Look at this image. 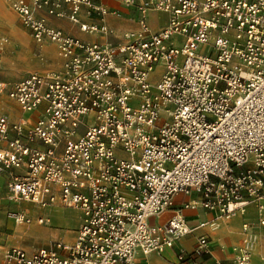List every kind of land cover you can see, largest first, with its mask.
I'll return each mask as SVG.
<instances>
[{
  "label": "built area",
  "instance_id": "2783aa9c",
  "mask_svg": "<svg viewBox=\"0 0 264 264\" xmlns=\"http://www.w3.org/2000/svg\"><path fill=\"white\" fill-rule=\"evenodd\" d=\"M13 2L63 63L0 79V94L19 111L14 119L0 111V176L37 213L9 217L46 225L40 211L61 207L77 211L80 224L70 243L0 248L2 264H136L138 253H162L191 232L185 209L217 211L199 224L213 229L220 218L264 210V0H142L140 31L119 45L85 42L38 15L60 16L64 4L74 23L83 5L105 14L91 0ZM149 10L170 15L168 25L153 31ZM193 194L166 224L151 223ZM242 230L253 239V224ZM249 240L234 249L236 264H252L258 243ZM209 247L201 236L177 264H200Z\"/></svg>",
  "mask_w": 264,
  "mask_h": 264
},
{
  "label": "crops",
  "instance_id": "0c3cea01",
  "mask_svg": "<svg viewBox=\"0 0 264 264\" xmlns=\"http://www.w3.org/2000/svg\"><path fill=\"white\" fill-rule=\"evenodd\" d=\"M91 1L94 5L101 7L105 11V14H101L91 9L87 5H83L81 6L79 14L80 23L96 25L100 28L103 27L105 28L104 31L99 30L96 32H90L82 30L80 28V23H74L72 20H70V6L67 4L63 5L62 14L60 16L49 14L46 11H40L38 15L44 17L46 23L49 26L62 29L66 34L89 43L112 45L125 44L130 42L132 40V37L140 31V26L138 23L139 10L136 6L140 5L142 0H131L134 6L128 5L125 0ZM154 1L156 0H152V2ZM169 20L170 15L166 13H157L151 10H149L148 12V23L151 29L155 32L165 28L168 25ZM53 46L54 43L49 41V49L46 50V54L51 55L54 49ZM62 63L63 61L60 55H58V67L57 69H55V71L61 69ZM30 73H28L26 76H28ZM8 103L13 105V107L18 111V106H16L14 102L9 99ZM195 199H197L196 194H193L191 196H177L175 208L164 213L160 217L152 218L150 220L151 223L159 226L166 224L176 208H180L184 204H187ZM28 208L23 209V212H26H24L25 214H30L26 211ZM214 212L217 211H208L203 209L201 206L197 207L196 209H185L184 216L186 218L188 227L191 229V232L185 236L178 238L172 246L165 248L162 253H151L149 255L138 253L136 257V264H177L178 253L181 251H194L201 236H207L209 238L210 247L208 253H203L197 256V261L200 264H236L234 250L235 245H237L240 240H242V238L244 240L246 236L239 227V223L242 217L239 215L232 218L231 220L220 221V226L217 229H213L209 226L200 228L199 224L203 220H212L218 216L215 215L216 213ZM246 215L251 218L253 217V215L258 216L255 208L254 210L252 208H249ZM164 216H168V218H164ZM50 222L51 219L49 217L48 224H51ZM79 224L80 220L78 219L74 229L78 228ZM36 227H39L40 232L43 233L49 230L48 227L50 226L45 227L44 225ZM258 228L259 230L257 228L256 230L259 231L262 236H264V228ZM53 235H56L58 239L62 240L60 234ZM70 235L71 234L69 233L66 240L70 239ZM74 238L75 235L73 233L70 241L72 242ZM66 240L62 241L70 243ZM173 258H175V262L173 261ZM252 264H264V239L254 248L252 254Z\"/></svg>",
  "mask_w": 264,
  "mask_h": 264
},
{
  "label": "rangeland",
  "instance_id": "374dc122",
  "mask_svg": "<svg viewBox=\"0 0 264 264\" xmlns=\"http://www.w3.org/2000/svg\"><path fill=\"white\" fill-rule=\"evenodd\" d=\"M32 4V0H27ZM51 42V41H50ZM49 41L39 43L32 35L29 27L23 24L20 14L14 6L13 0H0V79L9 83H15L23 79L30 72L38 73H51L57 69V59L59 51L54 44V49L51 55L46 54ZM9 98L6 94H0V111L8 113L13 119L18 116V111L13 105L8 103ZM5 110V111H4ZM0 248L5 251L12 247H20L29 252L35 251L40 248L49 247L52 242L60 240L53 234H60L62 240H66L70 233V239L66 240L71 242V236L75 235V224L79 219V213L73 209L53 207L47 210H42L40 213L46 217H50L51 224H46L49 230L39 232L37 234H25V231L30 229H40L36 226H44L34 224L29 226L15 222L14 219L9 217L11 211H22L29 207L32 211L29 215L37 217L35 210L29 204H20L9 200V194L6 189L7 178L0 176ZM254 210V208H252ZM255 210H258L256 208ZM215 215L219 216L217 212ZM247 212L238 214L242 217L239 227L242 230L244 223H251L255 229L253 238L258 243H261L264 236L261 235L258 227H260V216L253 215L248 217ZM168 218V216H164ZM233 218V217H232ZM221 221L225 220L220 218ZM233 222V221H231ZM21 229V230H17ZM25 229V230H24ZM17 231L23 233L19 234ZM31 231V230H30ZM36 235V236H34ZM243 243V238L235 245V248H240ZM3 257L0 254V264H2ZM175 262V258H173Z\"/></svg>",
  "mask_w": 264,
  "mask_h": 264
},
{
  "label": "bare ground",
  "instance_id": "6f19581e",
  "mask_svg": "<svg viewBox=\"0 0 264 264\" xmlns=\"http://www.w3.org/2000/svg\"><path fill=\"white\" fill-rule=\"evenodd\" d=\"M9 200L10 201H12V202H18L19 203V201L17 200V199H14L13 197H11L10 195H9ZM27 212H29V213H31L32 211L28 208L27 210H26ZM21 213H23V214H25L24 212H22V211H20ZM247 212H248V210H247ZM256 212H257V214H258V216H261V215H263L264 214V210H261V209H259V210H256ZM236 216H239V215H236ZM236 216H234V217H236ZM233 217V218H234ZM12 219V218H11ZM232 218H230V219H225V220H231ZM16 222V221H15ZM52 222V221H51ZM50 222V223H51ZM19 223V222H18ZM48 223H49V220H48ZM17 230H21V229H17ZM25 230V229H24ZM31 230V231H30ZM29 231L27 230V231H25L24 233L25 234H27V235H29V234H37V233H39L40 232V229H30ZM19 232V234H21V233H23V232H21V231H17V233ZM253 236H255V235H253ZM244 240H249V238H247V236H245V239ZM251 241V245L254 243V238L252 239V240H249V242ZM253 246H254V244H253ZM252 254H253V251H252Z\"/></svg>",
  "mask_w": 264,
  "mask_h": 264
}]
</instances>
